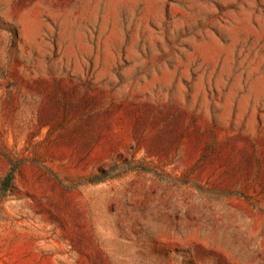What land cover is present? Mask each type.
Returning <instances> with one entry per match:
<instances>
[{
	"label": "rangeland",
	"instance_id": "obj_1",
	"mask_svg": "<svg viewBox=\"0 0 264 264\" xmlns=\"http://www.w3.org/2000/svg\"><path fill=\"white\" fill-rule=\"evenodd\" d=\"M0 264H264V0H0Z\"/></svg>",
	"mask_w": 264,
	"mask_h": 264
}]
</instances>
